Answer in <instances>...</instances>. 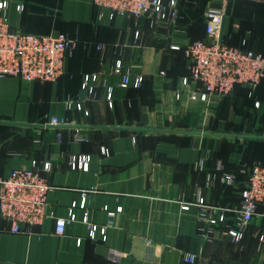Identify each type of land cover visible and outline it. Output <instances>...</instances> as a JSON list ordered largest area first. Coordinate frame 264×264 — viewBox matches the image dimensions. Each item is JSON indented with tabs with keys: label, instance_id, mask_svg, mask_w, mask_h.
<instances>
[{
	"label": "crops",
	"instance_id": "obj_1",
	"mask_svg": "<svg viewBox=\"0 0 264 264\" xmlns=\"http://www.w3.org/2000/svg\"><path fill=\"white\" fill-rule=\"evenodd\" d=\"M7 1L13 29L65 33L77 45L55 81L0 79V176L50 161L51 170L42 172L51 185L49 211L68 217L85 192L88 203L75 209L77 219L64 235L56 234L54 217L32 233H12L0 217V264H264V204L235 242L227 230L246 174L231 184L221 180L236 167L264 165V78L255 89L238 83L230 95L208 101L191 99L196 85L182 84L186 47L205 37L207 10L223 0H178L176 20L157 24L146 17L110 19L94 0ZM224 8L227 43L264 56V1H231ZM52 117L66 124L51 125ZM72 155H89L88 170L72 169ZM198 196L215 217L226 215L209 239L200 233ZM119 207L106 239L91 240L85 214L101 226ZM185 253L196 254L197 262H187Z\"/></svg>",
	"mask_w": 264,
	"mask_h": 264
},
{
	"label": "built area",
	"instance_id": "obj_2",
	"mask_svg": "<svg viewBox=\"0 0 264 264\" xmlns=\"http://www.w3.org/2000/svg\"><path fill=\"white\" fill-rule=\"evenodd\" d=\"M231 1L223 0V5ZM263 2L264 0H246ZM98 9L110 11V19L117 16L146 17L151 24L163 21H175L178 17V0H94ZM9 2L0 0V79L17 77L25 81H55L65 74L66 59L77 45V39L68 37L65 33L58 35L36 34L13 29L6 19ZM224 6L211 7L207 10L206 33L203 39L191 42L186 47L189 59L188 73L182 77L184 86L194 83L195 88L190 91L193 100L208 101L213 95L226 97L230 95L236 84L255 89L264 78V56L251 49L229 45L224 37L223 22L226 14ZM19 11L23 5H18ZM173 48L178 49V46ZM116 73H122V63L118 61ZM96 76L94 75L93 78ZM89 76L86 77V81ZM142 76L134 80V86L140 87ZM130 82L129 73L123 74V85ZM180 96V93L177 94ZM107 99L112 105L113 90L109 88ZM70 107L71 103H67ZM259 105V102L256 103ZM82 109L80 102L76 103ZM88 114V111H85ZM51 125L66 124L64 119L52 117ZM107 153V149H102ZM89 155H72L68 161L72 169L88 170ZM51 162L46 161L39 167L33 162L31 167L13 169L6 176H0V217L4 219L12 233H32L35 226L41 225L48 217L55 218V231L58 235L66 233L67 226L77 219L75 209H85L88 203L87 193L83 194L81 201L72 203L68 217H55L48 207V193L51 185L44 172L51 170ZM219 170L222 165L218 166ZM221 180L231 184L236 180L234 173H222ZM264 204V165L252 166L246 185L241 190V203L238 213L234 217V224L227 230L228 235L240 242L245 233V228L252 222L259 205ZM201 211L204 220L200 227L201 236L209 239L213 235L214 227L223 225L226 215L215 217L207 205L204 196H198L195 202ZM190 204L182 206L188 210ZM116 211H108L110 220L105 225H97L90 221L85 214L83 222L88 226V237L97 239L100 234L102 239L107 237V230L113 224ZM260 240L264 242V235ZM81 243V239H78ZM152 246L148 245L147 253L152 254ZM185 260L196 263L198 257L194 253H185ZM202 264H223L221 262L206 260Z\"/></svg>",
	"mask_w": 264,
	"mask_h": 264
},
{
	"label": "trees",
	"instance_id": "obj_3",
	"mask_svg": "<svg viewBox=\"0 0 264 264\" xmlns=\"http://www.w3.org/2000/svg\"><path fill=\"white\" fill-rule=\"evenodd\" d=\"M236 1H246V0H236ZM251 168H252V166L249 168L248 167L244 168V169L240 168V167H236L233 170H231L230 172H225V173H234L236 177L240 173H245L246 174V181H247ZM246 181L244 182L243 187L246 185Z\"/></svg>",
	"mask_w": 264,
	"mask_h": 264
}]
</instances>
